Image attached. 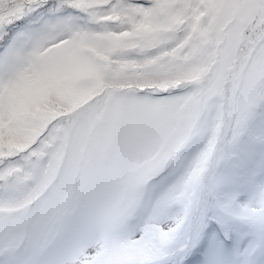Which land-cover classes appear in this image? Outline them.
<instances>
[{
    "label": "snow or ice",
    "instance_id": "snow-or-ice-1",
    "mask_svg": "<svg viewBox=\"0 0 264 264\" xmlns=\"http://www.w3.org/2000/svg\"><path fill=\"white\" fill-rule=\"evenodd\" d=\"M0 264H264V0H0Z\"/></svg>",
    "mask_w": 264,
    "mask_h": 264
}]
</instances>
